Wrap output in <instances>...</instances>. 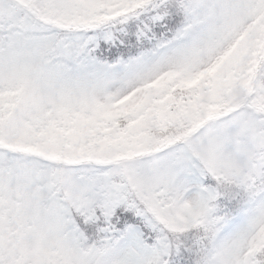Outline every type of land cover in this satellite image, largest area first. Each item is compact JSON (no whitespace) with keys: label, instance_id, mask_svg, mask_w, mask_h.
I'll return each instance as SVG.
<instances>
[{"label":"snow or ice","instance_id":"snow-or-ice-1","mask_svg":"<svg viewBox=\"0 0 264 264\" xmlns=\"http://www.w3.org/2000/svg\"><path fill=\"white\" fill-rule=\"evenodd\" d=\"M0 264H264V0H0Z\"/></svg>","mask_w":264,"mask_h":264}]
</instances>
